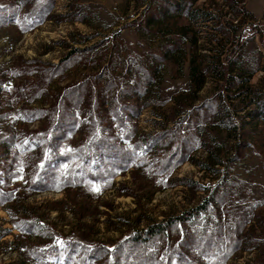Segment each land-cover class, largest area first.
<instances>
[{
  "label": "rangeland",
  "instance_id": "374dc122",
  "mask_svg": "<svg viewBox=\"0 0 264 264\" xmlns=\"http://www.w3.org/2000/svg\"><path fill=\"white\" fill-rule=\"evenodd\" d=\"M263 7L0 0V264H43L37 249L51 244H75L77 264L84 252L109 264L91 245L114 249L167 219L168 235L146 251L177 248L179 263L172 250L169 264H264ZM76 95L77 121L60 125L59 152L99 129L136 152L131 166L62 188L56 174L38 190L41 147L24 141L48 126L40 108Z\"/></svg>",
  "mask_w": 264,
  "mask_h": 264
},
{
  "label": "trees",
  "instance_id": "16d2710c",
  "mask_svg": "<svg viewBox=\"0 0 264 264\" xmlns=\"http://www.w3.org/2000/svg\"><path fill=\"white\" fill-rule=\"evenodd\" d=\"M181 6L182 5L179 4L178 8H181ZM192 73L194 74V69ZM80 97L82 96L76 95V97H74V103L62 101V98L56 104H53L52 107L45 109L40 108V110L49 116L51 115L50 121L47 124L48 126L36 132V134L27 137L24 141L26 146L41 147V154L33 175L34 180L31 181V184H34L33 187H36L38 190L44 189L45 187L48 188L49 186L51 187V184L46 180L56 174L63 177V179L60 178V182L56 185V187L62 188L65 185L76 186L88 180L111 178L121 170V168L131 166L130 163L136 152L129 150V148H123L120 145L121 142H118L116 137L113 138L108 135H102L101 133L103 130L99 132V129H95L88 139H85L81 144L77 145V149H75L73 153L59 152L57 143L61 135L59 134L61 132L60 125L68 118V125L72 128L74 127L73 123L77 121L76 116H71L72 113L69 115V112L76 106H79ZM107 102L111 103L110 101ZM105 103L106 102H102L101 106ZM257 104L260 109L264 108V100L258 99ZM89 105L91 112H93L94 106L92 104ZM95 107H100L97 101ZM92 116L95 118V115L92 114ZM70 117L74 118L70 120ZM63 163L66 164V166L63 167ZM59 170L60 172L58 173ZM174 223L175 220L167 219L162 222L148 224L145 228L135 231L122 242H119L120 244H116L117 246H115L116 248L114 247V249L106 248L97 243L91 245L90 249L96 247L95 250L99 251V253L110 254L111 261L109 264H113V260H115V264L120 260H122V264H129V260H132V264H154L157 260L158 264H169L171 258L169 254H171L173 250L172 253L177 255L176 261L179 263V252L176 251L177 248H172L169 253L163 250L165 254L160 258L156 257V253L152 252L150 254L146 251L147 240H150L153 236L166 237L168 235V228ZM19 227L24 229L22 226ZM66 244H68V242ZM74 246L75 244H68V246L64 245L63 248L59 249L57 245H47L46 247L37 249L38 252H36V256L41 259L40 261L43 264L54 262L55 259L61 264H77L73 258L76 251V247ZM122 246L126 247L124 251L122 250V248H124ZM90 255L91 254L84 252L82 257L85 256L86 260L83 264H90L88 262ZM182 259L181 261L186 264L200 263L187 257Z\"/></svg>",
  "mask_w": 264,
  "mask_h": 264
},
{
  "label": "crops",
  "instance_id": "0c3cea01",
  "mask_svg": "<svg viewBox=\"0 0 264 264\" xmlns=\"http://www.w3.org/2000/svg\"><path fill=\"white\" fill-rule=\"evenodd\" d=\"M264 8V7H263ZM249 11H253V10H251L250 8H249Z\"/></svg>",
  "mask_w": 264,
  "mask_h": 264
},
{
  "label": "snow or ice",
  "instance_id": "6c2138e0",
  "mask_svg": "<svg viewBox=\"0 0 264 264\" xmlns=\"http://www.w3.org/2000/svg\"><path fill=\"white\" fill-rule=\"evenodd\" d=\"M98 190V189H97Z\"/></svg>",
  "mask_w": 264,
  "mask_h": 264
}]
</instances>
